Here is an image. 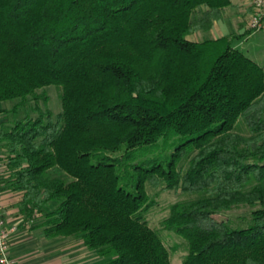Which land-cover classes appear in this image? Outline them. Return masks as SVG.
<instances>
[{"label": "trees", "instance_id": "16d2710c", "mask_svg": "<svg viewBox=\"0 0 264 264\" xmlns=\"http://www.w3.org/2000/svg\"><path fill=\"white\" fill-rule=\"evenodd\" d=\"M231 4L0 0V103L16 101L0 110L14 116L0 142L21 161L13 188L47 237L79 236L101 257L93 264H171L143 216L149 184L202 195L164 220L187 242L183 264H264V62L232 36L187 38L211 31ZM52 84L61 112L29 110ZM178 136L164 163L135 161L137 149ZM240 205L259 207L236 229L220 212Z\"/></svg>", "mask_w": 264, "mask_h": 264}, {"label": "rangeland", "instance_id": "374dc122", "mask_svg": "<svg viewBox=\"0 0 264 264\" xmlns=\"http://www.w3.org/2000/svg\"><path fill=\"white\" fill-rule=\"evenodd\" d=\"M254 8V7H253ZM240 18L228 17L223 24L224 35L233 37V45L236 49L244 53L246 56L261 64L264 62V30L253 31L247 30L246 34H243L240 38L237 36L240 34L237 30V25ZM217 36L212 30L209 32L197 31L187 38L191 41H203L207 39H212ZM40 95H45L46 100L40 99L36 103L33 100L29 101L28 109L37 104L39 109L44 111H50L53 118L56 117L58 113L62 110L61 104V88L55 84L45 86L38 90ZM16 101L4 102L3 107L6 109H11ZM22 112L19 116L22 117ZM34 117L37 116V112H30ZM11 118L14 119L12 115ZM237 131L243 135H248V129L239 123ZM180 136L172 139L169 146H163V138L159 139L158 145L143 149H137L135 152V161L145 160L150 162L164 163L173 152L174 148L181 141ZM173 140L175 142H173ZM124 154V150L117 151L110 154L111 160H115ZM120 162V161H119ZM116 169L120 175V183L122 185L133 183V178H131V172L125 174L123 166L116 162ZM186 166V161H184ZM127 187V186H126ZM131 189L130 187H127ZM146 189L149 195V206L148 210L143 213L144 219L147 221L148 225L155 230L160 238L162 239L164 245L169 251V258L171 264H183V259L188 252L187 242L178 234L167 229L164 225V220L170 215L171 206L178 202H189L200 198L202 195L195 192H183L181 190H163L161 187H152L147 184ZM259 207V206H258ZM250 205H240L233 209L222 211L220 214L224 219L227 220L228 224L236 229H243L251 224V213L255 208ZM77 243H81L82 239L79 236H73ZM91 253V261L89 264H93L101 261V257L94 250H88Z\"/></svg>", "mask_w": 264, "mask_h": 264}, {"label": "crops", "instance_id": "0c3cea01", "mask_svg": "<svg viewBox=\"0 0 264 264\" xmlns=\"http://www.w3.org/2000/svg\"><path fill=\"white\" fill-rule=\"evenodd\" d=\"M224 18L212 28L218 37L226 36L223 24L228 17L240 18L237 25L240 38L246 34L249 18L254 12L251 0H231ZM250 30V29H249ZM262 64V63H261ZM6 109L0 103V110ZM12 114L0 112V132L11 128ZM20 160L7 151L0 142V201L2 216L8 227H15L9 238V255L18 264H89L90 249L83 242L77 243L73 236L47 237L44 233L43 219L39 213L29 215L20 205L24 191L13 188L14 173L19 169Z\"/></svg>", "mask_w": 264, "mask_h": 264}, {"label": "built area", "instance_id": "2783aa9c", "mask_svg": "<svg viewBox=\"0 0 264 264\" xmlns=\"http://www.w3.org/2000/svg\"><path fill=\"white\" fill-rule=\"evenodd\" d=\"M254 12L249 18L248 28L253 31L264 30V0H251ZM15 227H8L2 216L0 201V264H18L9 255V238Z\"/></svg>", "mask_w": 264, "mask_h": 264}]
</instances>
